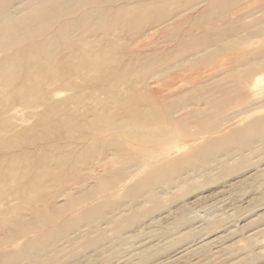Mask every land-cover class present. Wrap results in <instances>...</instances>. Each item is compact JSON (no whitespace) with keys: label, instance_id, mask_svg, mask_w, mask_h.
Listing matches in <instances>:
<instances>
[{"label":"bare ground","instance_id":"1","mask_svg":"<svg viewBox=\"0 0 264 264\" xmlns=\"http://www.w3.org/2000/svg\"><path fill=\"white\" fill-rule=\"evenodd\" d=\"M241 3L0 0V264L116 255L160 220L144 221L167 204L164 197L207 184L228 163L234 171L258 168L255 184L264 195V167L252 161V155L264 159V98L251 102L264 72V0H247L232 12ZM195 9L175 34L163 30ZM162 24L166 36H175L165 38L166 47L149 49ZM218 60L230 68L214 75ZM177 71L202 90L184 100L183 114L176 94L183 86L154 88ZM61 92L66 95L56 99ZM229 106L240 109L224 123L240 126L222 131L220 117L208 113ZM255 110L261 113L246 120ZM203 134L211 136L203 140ZM171 150L178 153L166 159ZM255 176L241 182L252 185ZM164 211L173 225L187 223L182 203ZM175 233L160 232L172 241ZM161 250H141L139 258Z\"/></svg>","mask_w":264,"mask_h":264},{"label":"rangeland","instance_id":"2","mask_svg":"<svg viewBox=\"0 0 264 264\" xmlns=\"http://www.w3.org/2000/svg\"><path fill=\"white\" fill-rule=\"evenodd\" d=\"M245 1L247 0H242L243 3H241V6H238L239 8H236L234 6L235 8L233 7L234 10H232V12H235L237 9H240V7L244 6ZM248 3H251V1H248ZM195 13L196 9L193 11H186L175 16L176 19H174V21L176 20L178 23L172 20L171 23L174 24L171 25V23H169L167 25V27L171 26L169 28H163L165 25L162 24L163 26L161 25L160 28L158 27V29H160V31L158 32L162 34V28L163 30H173L174 32L175 28L178 29V27L180 26H178V24L179 22H182V19L184 17L190 19L193 14V17L191 18L193 19ZM257 15L260 16V14ZM244 18L246 17L244 16ZM247 19L249 18H246V20ZM213 20L216 21V19ZM154 24L155 23H153L152 25ZM184 25H188V30H192V26L190 27L188 23H185ZM184 25L182 28L186 30L187 27H185ZM150 26L151 25H149V27ZM155 29L157 30V28ZM195 29L196 28H194L193 30ZM158 32L153 35L151 40H149H153V46H151L149 49L152 48L154 50V46L156 50H158L159 48L162 49L166 47L165 43L167 39L165 38L168 36H175L173 35V33H171L172 35L169 33L166 36L164 32L162 36ZM159 34L161 36H159ZM157 35L160 38L157 37ZM147 50L141 49L139 51L146 52ZM245 51L250 52L251 48L245 47ZM253 56L254 55L250 57L253 58ZM176 58L177 54H173L172 60H169L167 63L170 64ZM217 62H214V64L217 63L215 65V69L213 68L214 72L212 74L214 75H218L220 73L223 74L230 68L229 64H225L220 60H218ZM160 63L161 62L157 63L152 68H148L149 72L159 69L160 66L162 67L163 65ZM167 63L164 65V67L168 66ZM258 66L259 65H257L256 67ZM177 74L178 75H175L176 78L184 80L183 82L180 80L182 84L178 79L177 80L180 83L177 82V80H175L176 78L174 79V81L176 82L173 83L174 81L171 79H173L175 76H161L157 81V86L155 84L154 88L162 87L165 84H175L172 88L177 87L179 84V88L183 86L184 88H181V92H178V90H180L178 87L175 88V92L179 93L176 94L180 95V98L182 99H180L181 101H178V106L181 108V106L183 105L182 107L184 108L181 109L182 113L180 112L181 114H183L187 111L188 108L185 107L186 105L184 103V100L186 101L189 98L188 101H191L190 98H193L194 96H200L202 90H197V88H195V86L193 85V82L196 80L192 79L193 81L189 80V83H187L188 81L186 82L188 74L187 72L180 71L178 73L177 71ZM162 79H167L169 81H162ZM258 79V88L256 87L255 95L253 96L251 102H255L264 98V72L258 75ZM160 81H162L163 84ZM196 83L197 81L195 82V84ZM187 88H190L192 92ZM183 89L185 90V92H187L186 94ZM173 92H171L170 94H174ZM65 95L66 92H61L58 96H56V99H61ZM230 108L231 110H229ZM239 109L240 106H235V108L234 106H229L227 109H224V111L226 110L225 112L222 111V113L220 111L222 114L220 112L216 113L215 115L211 113L208 114L212 116L211 118H213L214 116L213 119L218 120V118L220 117L218 121V123L220 124L219 126L222 131L223 129L224 131H226L227 128L229 129L232 126H240V124L238 123H224V119L228 118L227 116H230L232 114V111L233 113H235ZM228 112L230 114H228ZM260 113L261 110H255L253 112L254 115L246 114L247 117L245 119L249 120L251 117H254L255 115ZM211 118L209 119V122L210 120H213ZM190 122L191 121L188 122V126L190 128V131H192L194 125ZM221 122L222 124L224 123V126H221ZM240 123L241 125H243L245 123L244 119ZM189 128L187 127L188 130ZM209 136L211 135L203 134V140H205ZM163 144L164 143L159 141L157 146L163 147ZM175 153L178 152H176L175 150L172 152L171 150L165 158L168 159L169 157L171 158L173 156H176ZM252 161L259 168L264 167V159L260 158L259 156L252 155ZM225 167L226 168H223L221 172L213 173L207 184L195 185L191 187L185 185L175 190L172 195L164 197L163 202H166L167 204L158 212L152 213L144 219L145 222H148L151 217L158 215L160 220L157 221V223H155L154 225H150L146 230H139L138 232H136L133 235V238H131V240H133L131 244L126 248H122V250H120V252L116 255L112 254L111 256L100 257V255L96 256L93 254L92 259L88 260L86 258L87 253L84 252L77 254L73 259H71V256L63 257L61 261H57L55 264H264V237L260 236L262 232V235H264V195L262 187H257L255 184L257 179L255 175L259 170L258 168L253 170L252 168L248 167L247 170L234 171L233 167L229 163ZM178 175L181 178H185L188 175V171L179 172ZM253 176L255 177L252 179V185L246 186L243 184V182H241V179H249ZM178 203H182V205L187 208V211L185 212L187 223L180 226L173 225V218H171V215H166L164 211L170 207H174V205ZM75 212L76 211H71V214H74ZM176 212L178 213V211ZM167 227L173 233L177 232L174 236L175 241H172L171 237L164 238L163 235L160 234V232L164 229H167ZM83 228L84 227H82L81 229ZM130 229L131 228H124L122 229V232L129 233ZM258 229L261 230L259 231ZM258 231L261 233H259ZM261 239H263L261 241L262 243H259ZM248 240H253L252 242L249 241L250 244L253 243L249 247L245 246L246 241ZM144 245L146 246L144 247ZM157 248H163V250L153 254L148 260L143 261L139 258V253L141 252V250L154 251ZM128 251L133 252V254L130 256Z\"/></svg>","mask_w":264,"mask_h":264}]
</instances>
